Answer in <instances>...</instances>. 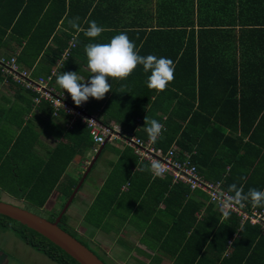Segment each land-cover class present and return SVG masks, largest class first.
I'll return each mask as SVG.
<instances>
[{
    "label": "trees",
    "instance_id": "trees-1",
    "mask_svg": "<svg viewBox=\"0 0 264 264\" xmlns=\"http://www.w3.org/2000/svg\"><path fill=\"white\" fill-rule=\"evenodd\" d=\"M113 3L89 11V6L78 3V0H0V51L7 56L16 51L10 47L13 42L20 47L18 63L29 68L34 66L41 51L47 52L45 60L50 62L47 74L71 37H74L75 47L63 61L62 68L68 64L73 66L76 57L82 54L80 48L86 44L87 29L93 27L91 22L101 11L107 16L113 15L114 11H123L122 15L136 18L142 15L155 17V24L150 26L135 20L134 23L107 25L111 31H118L120 27L127 30L120 34V42L108 46L120 50L111 57L114 63L126 66L117 81L118 86L126 81L135 67L150 68L152 74L141 86L135 87V93L140 92L143 97L137 103L139 107L133 114L116 120L125 130L134 131L145 140L161 123L160 135L154 139L157 147L176 146L181 154L188 153L207 180H221L224 188L252 206V200L257 199L264 188V0H156L155 11L144 6L123 9ZM145 28H150L146 36ZM5 48L12 50L5 51ZM80 61L87 65L86 57ZM3 79L21 94L23 89L0 71V80ZM112 92L110 102L117 91L113 89ZM24 94L31 99L30 92ZM32 104L28 100L30 107ZM37 105L40 113L53 117L49 103L42 101ZM66 120L64 118L63 122ZM137 125H144L147 129ZM62 127L64 141L56 145L44 168L46 172L35 177L36 181L49 183L48 187L40 198L36 197L41 192L37 185H31L26 194V200L39 207L45 204L51 188L60 180L73 157L94 147L85 124L76 121L67 129ZM124 150L133 162L130 164L134 165L136 156L129 147ZM139 166L147 170L152 183L163 186V194L167 192L163 200L167 205L182 207V212L189 208L193 211L202 205V202L188 200L186 196L189 193L206 196L203 191H190L183 183H173L169 175L152 177L146 163ZM118 169L121 168H115ZM123 173L122 181L129 176V171ZM77 182L72 180L62 191L65 200L60 210ZM214 208L212 203L205 207V217L191 235L203 232L202 240L221 241V250L231 239L235 241V249L242 251L241 255L255 256L251 258L253 262L261 259L262 246H256V242H263L264 234L259 226L248 222L241 225L233 213L219 223ZM56 216L48 219L53 221ZM192 222L195 223L194 219ZM193 223H189L190 226ZM59 226L75 236L67 224L66 213ZM0 229L13 232L31 248L58 264H79L46 237L2 214ZM191 235L189 239H192ZM199 250L196 249V253ZM260 251L262 255H259Z\"/></svg>",
    "mask_w": 264,
    "mask_h": 264
},
{
    "label": "crops",
    "instance_id": "crops-1",
    "mask_svg": "<svg viewBox=\"0 0 264 264\" xmlns=\"http://www.w3.org/2000/svg\"><path fill=\"white\" fill-rule=\"evenodd\" d=\"M112 1L114 6L119 5L123 9L144 6L155 11L156 5V0H78V3H86L90 11L111 6ZM122 14L123 11H114L111 16L103 15L102 11L96 14L91 22L93 27L88 28L85 33L86 44L79 50L83 55L76 54L78 57L73 66L68 64L60 67L54 83L58 90L69 96L84 99L88 111L96 114L102 123L124 129L122 123L116 119L129 113L133 114L139 107L137 103L141 102L143 97L141 98L140 92L135 93V87L141 86L144 79L152 74L150 68L135 67L126 81L118 86L120 83L117 81L123 76L126 66L114 63L111 57L117 55L120 50L115 46L113 48L108 46L109 43L120 42L122 36L120 34L127 30L120 27L118 31H111L107 25L134 23L135 20L141 25L150 26L155 24L156 18L146 15L136 18ZM145 29L146 36L150 28ZM10 47L16 51L8 53L9 55L19 53L18 45L12 42ZM12 49L5 48V51ZM2 51L0 55H7ZM45 57L47 52L41 51L38 60L31 67L36 74L44 75L50 67V62L45 60ZM81 57L87 58V65L81 64ZM113 89L117 92L110 102ZM20 93H16L14 85L4 79L0 80V194L14 197L43 211H52L59 202H64L62 191L72 180L79 181L101 145L96 152H93V147L82 155L77 154L73 157L60 180L51 188L42 207L28 202L26 194L31 185L39 187L38 190L41 192L36 191L38 198L48 187L49 183L36 181L35 177L46 172L44 168L53 156L56 145L64 141L61 134L62 126L66 129L68 127L67 120L63 122L67 117L62 115L50 117L43 112L40 113L37 110L39 105H35L32 98L29 99L30 97L24 94V90ZM28 100L33 103L31 107ZM137 119L139 121L141 118L138 116ZM137 126L146 128L144 125ZM105 144L106 142L66 212L68 226L82 237L81 239L87 240V245L94 252L96 249L107 263L264 264V241L256 242V246L261 244L263 256L261 259L258 258L257 262H253L251 258L255 256L241 255L242 251L235 249V241L231 239L226 241L224 250H221V241L211 243L209 240L203 241V232H200V235L198 233L195 236L191 235L196 230L195 227L199 226L198 222L205 217V207L209 204L207 195L189 193L186 196L188 200L202 202V205L193 211L189 208L182 212V207L179 209L174 207V204L167 205L163 200L167 195V192L163 194V186L152 183L147 170L140 168V163L130 164L133 162L129 154L125 153L126 147L122 143L111 141ZM57 161L59 162L58 159ZM97 161L101 162L103 170L97 169L87 179ZM124 170L129 171V176L122 181ZM200 174L208 179L201 172ZM31 176L32 179L29 180ZM125 185L127 186L123 189ZM261 195L252 200L250 204L252 206L246 204L247 207L264 208V188ZM214 211L219 223L232 213L223 215L216 207ZM189 223H193V226ZM240 224L244 223L240 221ZM190 235L193 236L192 239H189ZM196 249H200L198 253ZM262 254L260 251L259 255Z\"/></svg>",
    "mask_w": 264,
    "mask_h": 264
},
{
    "label": "built area",
    "instance_id": "built-area-1",
    "mask_svg": "<svg viewBox=\"0 0 264 264\" xmlns=\"http://www.w3.org/2000/svg\"><path fill=\"white\" fill-rule=\"evenodd\" d=\"M74 47V37H71L61 57L44 75H35L33 68L20 65L17 54L0 55V71L5 78L9 77L14 84L30 92L35 105L42 101L47 102L53 108L52 116L58 117L60 113L66 115L68 128L76 121L85 124L95 145L93 152H96L104 142L118 141L132 150L138 163L148 165L152 177L169 175L173 183H183L190 191L201 190L206 193L208 203H212L223 215L228 212L235 213L241 223L258 225L264 233V208H248L238 194L224 188L221 180L211 181L204 178L197 166L192 163L190 155L186 152L181 154L176 146L163 149L154 144V139L160 135L162 124H159L151 136L145 140L133 131L102 123L96 114L88 111L84 99H76L58 90L54 79L63 61ZM127 185L122 188L125 189Z\"/></svg>",
    "mask_w": 264,
    "mask_h": 264
},
{
    "label": "water",
    "instance_id": "water-1",
    "mask_svg": "<svg viewBox=\"0 0 264 264\" xmlns=\"http://www.w3.org/2000/svg\"><path fill=\"white\" fill-rule=\"evenodd\" d=\"M104 143L101 145L96 155L90 161L87 169L84 171L83 175L74 187L67 201L64 203L62 209L60 210V213L55 217L53 221L41 215H38L26 208L2 200H0V214L16 220L21 224L29 227L30 229L38 232L42 236L46 237L48 240H50L52 243L60 247L68 255L74 258L79 264H107L90 247L85 245L82 240L73 236L59 226L61 217L66 212L77 190L92 168L101 149L104 146Z\"/></svg>",
    "mask_w": 264,
    "mask_h": 264
},
{
    "label": "rangeland",
    "instance_id": "rangeland-1",
    "mask_svg": "<svg viewBox=\"0 0 264 264\" xmlns=\"http://www.w3.org/2000/svg\"><path fill=\"white\" fill-rule=\"evenodd\" d=\"M108 148V147H107ZM101 167V162L97 161L93 170L90 172L89 177H91L95 171ZM103 170V169H102ZM79 176V174H78ZM0 200L15 204L17 206L26 208L38 215H41L45 218H52V216L58 215L59 209L61 207V202L56 205L52 211H43L28 203H24L14 197L7 196L5 194H0ZM67 215V212H66ZM75 236L79 239L80 237L76 232H74ZM83 240L86 244L87 240ZM105 262L106 260L96 252ZM107 263V262H106ZM0 264H58L55 261L48 258L46 255L34 250L29 245L20 240L13 232L11 231H3L0 229ZM111 264V263H107Z\"/></svg>",
    "mask_w": 264,
    "mask_h": 264
},
{
    "label": "flooded vegetation",
    "instance_id": "flooded-vegetation-1",
    "mask_svg": "<svg viewBox=\"0 0 264 264\" xmlns=\"http://www.w3.org/2000/svg\"><path fill=\"white\" fill-rule=\"evenodd\" d=\"M81 240V239H80Z\"/></svg>",
    "mask_w": 264,
    "mask_h": 264
}]
</instances>
